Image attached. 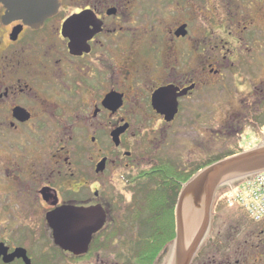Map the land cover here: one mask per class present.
Here are the masks:
<instances>
[{
    "label": "flooded vegetation",
    "instance_id": "af4514ba",
    "mask_svg": "<svg viewBox=\"0 0 264 264\" xmlns=\"http://www.w3.org/2000/svg\"><path fill=\"white\" fill-rule=\"evenodd\" d=\"M168 1L180 6L176 15L222 17L225 38L212 30L198 42L189 22L167 35L158 30L162 39L153 38V20L166 16ZM8 2L0 0V212L8 217L0 221V264H97L101 242L115 240L120 224L102 201L105 175H136L123 177L136 186L138 175L172 162L154 161L167 147L168 132L184 111L197 113L195 101L203 90L216 89L226 69L234 79L232 94L246 105L248 127L264 125L256 112L264 99V0H17L33 4L22 6L24 15H31L24 12L29 9L37 19L46 15L34 24L13 13ZM148 41L152 52L144 49ZM199 45L207 53L204 60L198 58ZM254 70L261 85L252 81ZM160 92L163 100L155 103ZM174 102L178 111L170 120ZM146 161L153 165L141 167ZM25 206L33 217L27 224L20 215ZM63 207L106 212L85 254L55 242L47 217ZM41 211L55 245L52 255L25 246L34 235L28 225L36 226Z\"/></svg>",
    "mask_w": 264,
    "mask_h": 264
},
{
    "label": "rangeland",
    "instance_id": "374dc122",
    "mask_svg": "<svg viewBox=\"0 0 264 264\" xmlns=\"http://www.w3.org/2000/svg\"><path fill=\"white\" fill-rule=\"evenodd\" d=\"M168 2L170 5L167 8L166 16L161 15L162 18L160 20H153L154 22H158L157 30L153 33V38L157 34L159 35V32H164L167 35L169 30L171 31V29L178 27L182 23L188 22L191 29L189 32L192 37H196L195 39L198 42L200 36L205 38L206 34L212 30L218 32L219 40L225 38L224 27L226 26V22L222 17L211 20L198 19L194 15H189L190 11H185V15L179 14L181 15L179 16L176 14L177 12H181L179 9L180 6L172 1ZM166 6L167 4L164 5V7ZM159 36L158 41L162 39L161 35ZM168 37L170 38V36ZM150 44L151 41H148L144 49L152 52L151 46H149ZM190 44L192 46L191 50L197 54L195 49H193L194 44L192 42ZM167 47L166 45L164 47L162 46V49L166 51ZM203 50L204 47L199 45V55H202L198 57L200 60H204L207 57V53L203 52ZM220 53L222 52L219 51L218 54ZM262 55L264 60V48ZM225 56L227 55L224 53L222 57ZM153 58L157 57L153 55ZM229 71L230 69L224 71L223 78L218 82L213 92L208 89L202 91V96L195 101L196 108H198L197 113L194 114V112H187L186 110L180 115L177 126L168 132L166 149L163 148L164 152H160L158 157L155 158L157 160L154 161L170 159L174 165L175 163H180L182 166L187 167L193 163L196 167L199 164L208 162L210 159L225 157L226 155H237L243 150L248 151L264 144V125L260 129L255 130L248 127L246 123L248 118L245 108L246 105H241L239 103V97L235 98V95L232 94L233 90H235L234 79ZM262 79V76L258 73L256 74L254 70L252 81L254 83L258 82L261 85ZM262 90L264 91V86ZM239 91L247 92L249 91V86H240ZM255 101L258 102L259 99L255 98V100H252L253 103ZM260 101L262 104L257 105L258 111L256 112H258L257 117L264 122L263 97L260 98ZM146 156H149V153ZM25 161L28 160L21 159L19 164H22V166L27 165ZM152 165L151 162L146 161L142 163L141 167L148 168ZM141 167L136 168L138 169L137 172L142 169ZM94 176L92 174L89 175V177H92L91 181L95 179ZM134 176L136 175H105L103 189L105 198L102 201L106 203L113 219L119 221L120 224L117 227L118 233L115 240L109 242L108 245H106L108 243L106 240L101 242L103 248L99 251H102V254L97 264H133L132 260L135 250L132 243L140 232L138 226L140 223L134 217V211L138 208V204L141 203L138 201H140L139 199L144 194L140 190L144 185L138 184L134 186L132 184L130 186L123 180V177L124 179H128ZM69 187L71 186H66V189ZM66 189L62 190L65 191ZM91 190L93 188L89 189L86 194L90 195ZM229 193L230 191L228 189V192L224 194L222 202L219 204L216 203L215 206L213 205L210 233L202 248L206 244L207 247L200 255V258L195 259L193 264H225L227 262H231L232 264H264V221H253L238 206L228 207L227 198ZM22 210L23 212L20 214L22 216L21 220L26 223V220L32 219L33 217L28 214L29 210L27 206ZM35 215L36 226L32 227L28 225L27 228L34 235L32 238H29L25 246L32 249L38 255L40 253L52 255L55 245L51 237V230L42 221V211ZM7 218L6 214L0 212V221L6 220ZM37 220H40V226ZM112 228V226L109 227L108 234L105 238L112 234ZM210 237L214 239V242L210 240ZM171 256V251L161 254L156 264H169ZM53 259H56V257L54 256ZM59 263L63 264L61 261ZM64 264H70V262L64 260ZM92 264H95V262Z\"/></svg>",
    "mask_w": 264,
    "mask_h": 264
},
{
    "label": "water",
    "instance_id": "95a60500",
    "mask_svg": "<svg viewBox=\"0 0 264 264\" xmlns=\"http://www.w3.org/2000/svg\"><path fill=\"white\" fill-rule=\"evenodd\" d=\"M23 5L33 9V4L18 3L17 0H11L7 4L13 13H19L20 17L27 22L31 24L43 22L45 14L37 19L32 16L34 10L25 9L24 12H31V15H24L21 10ZM36 6L37 4H34V7ZM45 12L49 14L50 11ZM185 29L186 26L181 28L182 35L186 34ZM162 93L160 92L157 98H154L155 103L163 100ZM162 102H160L161 106H163ZM176 105V102L172 104L171 115H168L170 120L178 111ZM262 172H264V144L215 162L200 170L183 184L175 208L176 238L169 264L194 263L209 236L214 197L222 186ZM47 218L53 229L56 244L74 254L87 253L93 235L101 231L107 221L106 212L101 207L84 210L63 207L48 214ZM28 263H30L29 260Z\"/></svg>",
    "mask_w": 264,
    "mask_h": 264
},
{
    "label": "trees",
    "instance_id": "16d2710c",
    "mask_svg": "<svg viewBox=\"0 0 264 264\" xmlns=\"http://www.w3.org/2000/svg\"><path fill=\"white\" fill-rule=\"evenodd\" d=\"M233 155L214 158L193 169H182L180 166H174L171 161H163L151 175L137 176L135 184L144 185L140 189L144 194L134 211V217L140 223L138 224L140 232L132 243L135 250L133 264H156L161 254L172 251L176 238L175 208L183 184L198 171ZM227 192L228 188H220L217 191L214 206L222 202ZM210 240L214 242L211 237ZM206 247L207 244L200 250L197 259Z\"/></svg>",
    "mask_w": 264,
    "mask_h": 264
},
{
    "label": "built area",
    "instance_id": "2783aa9c",
    "mask_svg": "<svg viewBox=\"0 0 264 264\" xmlns=\"http://www.w3.org/2000/svg\"><path fill=\"white\" fill-rule=\"evenodd\" d=\"M228 207L238 206L255 222L264 221V172L230 183Z\"/></svg>",
    "mask_w": 264,
    "mask_h": 264
}]
</instances>
